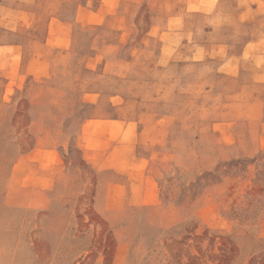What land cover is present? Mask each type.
<instances>
[{
    "label": "rangeland",
    "instance_id": "obj_1",
    "mask_svg": "<svg viewBox=\"0 0 264 264\" xmlns=\"http://www.w3.org/2000/svg\"><path fill=\"white\" fill-rule=\"evenodd\" d=\"M14 7L33 17L0 29L23 80L0 96V264H264V85L211 57L220 8Z\"/></svg>",
    "mask_w": 264,
    "mask_h": 264
},
{
    "label": "crops",
    "instance_id": "obj_2",
    "mask_svg": "<svg viewBox=\"0 0 264 264\" xmlns=\"http://www.w3.org/2000/svg\"><path fill=\"white\" fill-rule=\"evenodd\" d=\"M25 0H0V29H8L5 23L11 24L14 32L16 25L25 18H32L31 13L19 14V9L14 4ZM195 3H210L214 7L211 15L219 11L224 20L221 28V40L210 42L208 50L211 57L218 60V66L230 69L233 76L239 78L243 84L264 85V0H190ZM217 6L218 9L217 10ZM26 14V15H25ZM1 30V31H2ZM8 31V30H6ZM233 32V33H232ZM22 46L17 42L0 41V96L3 99L11 98L21 87V59ZM243 93V92H242ZM263 97L260 91L255 92V97ZM258 99V98H257ZM255 103L251 104L254 105ZM257 104V103H256ZM39 139L35 138L34 149L22 159H35L41 154L38 146ZM43 172L35 176L39 188H50L49 167H46V158ZM20 163L15 165L18 170ZM28 179V178H27Z\"/></svg>",
    "mask_w": 264,
    "mask_h": 264
}]
</instances>
